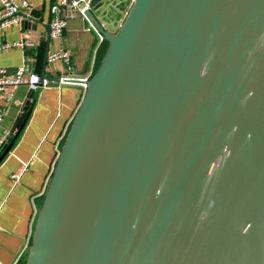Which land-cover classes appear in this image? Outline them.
Listing matches in <instances>:
<instances>
[{"label": "water", "instance_id": "95a60500", "mask_svg": "<svg viewBox=\"0 0 264 264\" xmlns=\"http://www.w3.org/2000/svg\"><path fill=\"white\" fill-rule=\"evenodd\" d=\"M103 1L25 264H264V0Z\"/></svg>", "mask_w": 264, "mask_h": 264}, {"label": "crops", "instance_id": "0c3cea01", "mask_svg": "<svg viewBox=\"0 0 264 264\" xmlns=\"http://www.w3.org/2000/svg\"><path fill=\"white\" fill-rule=\"evenodd\" d=\"M28 1L34 6L37 20L0 29V45H8L0 49V69L12 75L24 67L25 78L31 73H44L47 77L69 74L74 80L92 75L98 48L103 44L93 25L85 17L64 15L65 31L51 38L48 20L61 16L51 12L55 0ZM131 4V0H104L92 12L110 30L113 23L118 25L124 19ZM23 39L32 41L33 46L13 44ZM59 48L69 52L72 72L60 60L47 62V54ZM83 95L84 89L77 81L36 92L29 91L25 83L20 84L13 88L10 101L0 92V138L4 132L10 133L0 155L13 141L0 161V264H19L27 258L45 193ZM29 111L15 138V131Z\"/></svg>", "mask_w": 264, "mask_h": 264}, {"label": "built area", "instance_id": "2783aa9c", "mask_svg": "<svg viewBox=\"0 0 264 264\" xmlns=\"http://www.w3.org/2000/svg\"><path fill=\"white\" fill-rule=\"evenodd\" d=\"M90 0H55V3L51 7V12L54 14H60V6L68 7L78 10L81 14L83 11L89 7ZM133 0H131L132 2ZM37 20L36 14L34 13V6L28 0H0V29L6 27L10 24H21L25 21ZM65 19H61L56 16L51 19L48 23V34L51 38H56L61 34L62 29L65 27ZM105 29L106 27L102 25ZM94 28V27H93ZM89 30V28H88ZM97 32L99 39L102 41V35L94 28ZM14 45L21 46H33V42L29 40H21L13 43ZM8 45H0V49ZM47 62H53L55 60H60L64 63L67 71L72 72V65L70 61V54L67 50L59 48L53 50L47 54ZM69 73V72H68ZM91 77L88 75L86 77L76 78L70 76L69 74H61L57 77H47L42 76L38 73H31L25 78V68L19 67L15 70L12 75H6L4 69H0V92L2 93L6 101H10L13 96V88L20 85L26 84L29 91L36 92L41 88L45 87H56L59 88L64 84L69 82L77 81L81 84L83 89L86 88V81ZM2 112L0 111V124L2 121ZM10 137V133L4 132L0 138V150L6 144Z\"/></svg>", "mask_w": 264, "mask_h": 264}, {"label": "trees", "instance_id": "16d2710c", "mask_svg": "<svg viewBox=\"0 0 264 264\" xmlns=\"http://www.w3.org/2000/svg\"><path fill=\"white\" fill-rule=\"evenodd\" d=\"M102 42H103V44L98 48V51H97L94 72L96 71V69L100 65L101 59H102V57L105 53V50L107 48V45H108V43L104 39L102 40ZM25 263H26V256L22 259V261H20L19 264H25Z\"/></svg>", "mask_w": 264, "mask_h": 264}, {"label": "rangeland", "instance_id": "374dc122", "mask_svg": "<svg viewBox=\"0 0 264 264\" xmlns=\"http://www.w3.org/2000/svg\"><path fill=\"white\" fill-rule=\"evenodd\" d=\"M124 18H125V17H124ZM123 20H124V19H122L121 21H118V25L115 24V23H113V26L110 27V31H112V32H116V31L118 30L120 24L123 22Z\"/></svg>", "mask_w": 264, "mask_h": 264}]
</instances>
